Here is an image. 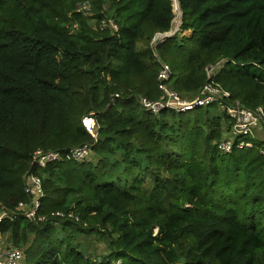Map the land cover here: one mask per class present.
Instances as JSON below:
<instances>
[{"label":"trees","instance_id":"16d2710c","mask_svg":"<svg viewBox=\"0 0 264 264\" xmlns=\"http://www.w3.org/2000/svg\"><path fill=\"white\" fill-rule=\"evenodd\" d=\"M82 1L0 0V208L27 200V172L43 189V219L0 220L3 246L23 264H264V121L237 137L250 146L221 151L231 120L216 103L158 114L138 103L160 94V61L193 97L225 58L215 80L264 113V0H177L179 29L154 48L173 0H86L90 15ZM82 144L86 159L32 162L35 149ZM92 233L107 242L94 260L77 241Z\"/></svg>","mask_w":264,"mask_h":264},{"label":"built area","instance_id":"2783aa9c","mask_svg":"<svg viewBox=\"0 0 264 264\" xmlns=\"http://www.w3.org/2000/svg\"><path fill=\"white\" fill-rule=\"evenodd\" d=\"M177 2V0H173ZM76 11L83 12L85 15L89 13V3L86 0L78 2L75 7ZM105 20V19H103ZM102 20V21H103ZM110 25L113 30L117 29V24L112 20H107L105 25ZM171 29V28H170ZM175 31V30H174ZM172 32V34L174 33ZM171 35L168 31L155 32L149 44L151 47L162 41L165 37ZM225 58H219L215 62L205 66L206 80L201 86L199 93L191 98H184L176 89L170 85L171 68L170 66L160 61L157 71V88L160 90L158 97L149 99L144 96L138 97V103L147 111L153 114H158L163 109L174 111H188L195 107H204L206 105L216 103L231 120L228 136L218 142L217 147L221 151H230L234 146L242 147L250 146L249 141L238 139L240 135H255V129L264 121V113L261 106L254 109L243 106L237 99L230 97V92L223 89L215 80V75L222 67ZM117 95V94H116ZM81 123L84 129L89 132L94 138L97 132L94 129L95 121L91 113L81 117ZM91 153L89 144L77 145L69 148L67 151L61 152L57 150L35 149L32 153V162L35 167L41 168L50 161L66 160H83ZM23 192L27 196L26 201H20L15 210H6L0 208V220L5 216H21L29 220L43 219L39 214L41 198L43 196L41 177L31 171L25 174L23 180ZM58 213V212H57ZM70 216L72 215L69 213ZM2 234L0 233V264H23V251L20 248L4 247L2 244Z\"/></svg>","mask_w":264,"mask_h":264},{"label":"rangeland","instance_id":"374dc122","mask_svg":"<svg viewBox=\"0 0 264 264\" xmlns=\"http://www.w3.org/2000/svg\"><path fill=\"white\" fill-rule=\"evenodd\" d=\"M176 2H173V5H172V10H173V13H174V17L172 19V22H171V29L169 30V33L172 34V32L174 30H178L179 29V24H180V15H181V12H180V9H179V6H178V2L177 4H175ZM91 13H88V15H90ZM112 19L111 17H106L105 20L102 21V25H105V23L107 22V20H110ZM113 20V19H112ZM89 24L91 26H96L97 23L95 21V19L93 18H89ZM107 27L110 28V25H108ZM175 31V32H176ZM179 34V33H178ZM182 34H189V31H183V32H180V34L178 35L179 37L182 35ZM184 98H191V96H188V95H184L183 96ZM263 126L262 127H259V130L260 131H255V135L259 136L260 138H262L264 140V130H263ZM229 134L228 133H225L224 134V137L228 136ZM223 137V138H224ZM79 240L82 248L81 250L91 258V260H94V259H97L99 258L102 254H105L106 251H107V242L105 241V239L101 238V236H99L98 234H90V235H87V236H80L79 239H77V241Z\"/></svg>","mask_w":264,"mask_h":264},{"label":"bare ground","instance_id":"6f19581e","mask_svg":"<svg viewBox=\"0 0 264 264\" xmlns=\"http://www.w3.org/2000/svg\"><path fill=\"white\" fill-rule=\"evenodd\" d=\"M175 4H177V2Z\"/></svg>","mask_w":264,"mask_h":264}]
</instances>
